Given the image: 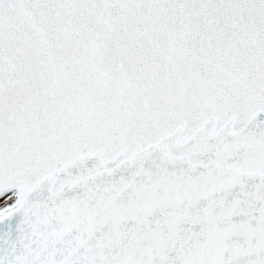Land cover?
I'll return each instance as SVG.
<instances>
[{"label":"snow or ice","instance_id":"snow-or-ice-1","mask_svg":"<svg viewBox=\"0 0 264 264\" xmlns=\"http://www.w3.org/2000/svg\"><path fill=\"white\" fill-rule=\"evenodd\" d=\"M0 264H264V0H0Z\"/></svg>","mask_w":264,"mask_h":264}]
</instances>
